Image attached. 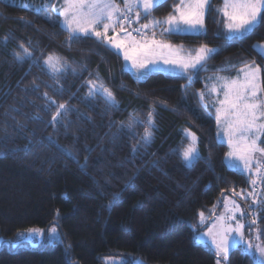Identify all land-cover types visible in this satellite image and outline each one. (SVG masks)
<instances>
[{
  "label": "trees",
  "instance_id": "1",
  "mask_svg": "<svg viewBox=\"0 0 264 264\" xmlns=\"http://www.w3.org/2000/svg\"><path fill=\"white\" fill-rule=\"evenodd\" d=\"M57 1L28 0L44 7L23 8L0 0V239L7 242L0 264H100L109 256L139 257L146 264H215L212 248L196 244L192 225L222 192L233 197V189L246 192L250 185L247 173L226 166L228 149L217 138L212 97L208 109L200 99L202 78L233 74L255 61L264 81V59L253 50L264 44V21L247 38L225 43L216 12L222 0H212L206 33L167 39L193 53L201 45L216 46L204 69L191 82L161 71L138 80L101 40L80 35L69 41L59 20L47 19ZM174 2L166 0L155 17L166 16ZM21 44L30 52H52L60 58L59 70L49 73L33 54L18 60ZM94 75L112 91L115 107L85 92ZM60 104L68 111L54 127ZM149 110L151 142L134 154ZM130 116L136 123L129 131ZM185 129L196 135L200 154L190 166L180 156L189 143ZM51 226L62 243L46 239L35 249L17 243L27 230ZM225 264L250 259L235 249Z\"/></svg>",
  "mask_w": 264,
  "mask_h": 264
},
{
  "label": "snow or ice",
  "instance_id": "2",
  "mask_svg": "<svg viewBox=\"0 0 264 264\" xmlns=\"http://www.w3.org/2000/svg\"><path fill=\"white\" fill-rule=\"evenodd\" d=\"M164 2L166 0H122L121 4L120 0H62L59 7L52 4V8L53 14L63 17L60 23L68 32L69 41L79 39L81 34L86 37L94 35L106 45L123 53L125 61H130L136 69L138 80L147 76L149 66L151 70H160L159 65L162 63L173 66L174 72L178 70L191 82L204 69L217 49L201 45L193 53L190 49L185 50L182 45L175 46L167 42V39L173 35L206 33V17L212 10V0H176L172 11L166 16L155 17V11ZM21 6L44 7L30 5L28 2ZM216 12L223 18L225 43L241 41L264 21V0H222V5ZM141 20H146L147 23L135 27L134 24ZM156 29H160L159 39ZM109 32L112 33L111 36ZM20 48L23 53L16 54L18 60L31 57L32 53L27 47L21 44ZM253 50L264 59V44L253 45ZM44 63L49 68L59 70L56 65L60 64V58L48 56ZM261 72L262 68L255 61L251 64L245 63L236 77L217 76L210 89V93L217 94V100L213 102L214 107L219 105L215 107V119L218 129L223 128V137L229 149L225 154L226 166L241 174L247 173L250 185L246 194L244 190L239 193L232 190L233 197L239 196L247 207L221 193L218 204L222 203L224 210L216 216L212 228L204 233L205 236H211L217 264H224L230 251L235 249L249 257L250 264H264V227L258 223L264 221V81L261 80ZM88 87L89 96L102 95L108 106H116L112 91L103 83L90 80ZM221 94L222 99L219 98ZM200 99L203 107L208 109L204 92L200 93ZM53 104L55 101L49 102V106ZM67 111L65 104L56 108V115L52 117L54 127L55 122ZM135 123L136 118L130 116L127 129L130 131ZM141 123L145 125L144 132L140 140L132 146L131 151L134 154L140 147L151 142L155 127L152 110H149L147 119ZM185 133L189 143L181 148L180 156L185 165L190 166L200 159V154L196 135L187 129ZM217 206L213 205V209ZM199 215L203 220L204 213L200 212ZM249 215L252 216L250 221ZM213 229H216L215 233ZM246 229L249 234L255 231V237L246 239ZM41 231L28 230L29 234H40ZM49 232L56 236L57 228L54 226Z\"/></svg>",
  "mask_w": 264,
  "mask_h": 264
},
{
  "label": "rangeland",
  "instance_id": "3",
  "mask_svg": "<svg viewBox=\"0 0 264 264\" xmlns=\"http://www.w3.org/2000/svg\"><path fill=\"white\" fill-rule=\"evenodd\" d=\"M6 1V0H5ZM9 2L11 3H16V4H20L22 5L23 3L25 2H28V0H8ZM121 4H122V0H120ZM62 3V0H58L55 4L57 5V7L60 6V4ZM32 5V4H30ZM222 5V4H221ZM220 5V6H221ZM52 13V14H51ZM49 15H47V19L50 20L52 23L56 22L54 20H59V22H62L63 21V17H59L58 15L56 14H53V8H52V12H51ZM133 16L135 17V14L133 13ZM142 23H147V22H142ZM61 25V23H60ZM101 29H102V26H101ZM225 33H226V29L223 27ZM117 31L119 32V29H117ZM157 33L160 31V29H156ZM83 35V34H81ZM112 33L109 32V36H111ZM122 35V33H121ZM93 37H95L93 35ZM97 39V37H95ZM158 38V36H157ZM159 39V38H158ZM105 43V42H104ZM106 44V43H105ZM109 47H111L110 45H107ZM175 46H181V45H175ZM208 47L210 48H215L217 49V47L215 46H210V45H207ZM200 47V46H199ZM199 47L195 48V49H198ZM34 49L31 51L33 56H32V59L35 58L34 56L38 57L37 58V61L40 63V64H43L44 61L47 59L48 56L52 55L51 53H48V52H38L39 50L35 47H33ZM114 49V48H113ZM185 49V48H184ZM117 53H119L123 60H124V68L127 69L128 71H130L135 77H136V69H134L131 65V62L130 61H125L124 59V56H123V53L122 52H119V50L117 49H114ZM30 51V50H29ZM185 54H187V51L185 52ZM257 65V64H256ZM258 66V65H257ZM244 67V66H243ZM159 68L160 70H151V66H149V70L148 72H152V71H161V72H165L167 74H173V75H182L181 73L177 71H173V66L171 65H163L162 63L159 65ZM242 67L238 68L237 70H240ZM47 71L49 73H53L54 69L52 68H49L47 69ZM217 76H221L220 73H212V74H208L207 76L203 77L202 80H203V84H204V90L202 92H204L205 94V97H206V102L208 103V99H207V96L210 95H214V93H210V89L212 87V83L213 81L215 80V78ZM143 78V77H142ZM209 78H212L211 80ZM141 79V78H140ZM261 79H262V72H261ZM90 80H95L97 81L96 79V75L92 76L86 83L85 85V92L89 93V87H88V82ZM207 85V87H206ZM201 93V92H200ZM91 97H94V96H91ZM209 105V104H208ZM212 105V103H211ZM221 138V137H220ZM229 151V150H228ZM227 151V152H228ZM225 162H226V157H225ZM247 192V191H246ZM245 192V194H246ZM230 197V196H228ZM239 197V196H238ZM230 198H234V197H230ZM240 198V197H239ZM236 199V198H234ZM237 200V199H236ZM237 202H239L242 206L244 207H247L245 205L247 204H243L241 203L240 201L237 200ZM251 202H248V204H250ZM218 205L215 209H213V207H210L209 208V212H203L204 213V219L201 220V217L200 215L198 216V219H197V223L192 225L193 229L195 230V242L196 244H202V245H208L212 248V250L215 252V249L214 247L212 246L211 244V236H205L204 233H207L209 231L210 228H212L213 224L216 222L215 218L216 216H219L222 212H223V205L222 203L220 204H216ZM239 215V214H237ZM249 221L252 219V216L249 215L248 217ZM205 226V227H204ZM54 226H51L50 228H52ZM56 227V226H55ZM204 227V228H202ZM50 228H47V229H43L41 227H37V228H32V229H41V233L40 234H29L28 230L26 232H24L23 234H20L19 236L21 237V240L20 241H17V243L19 242H22L24 247H27V248H31V249H35L37 248L39 245L43 244L45 242L46 239H48L49 242H63L62 240V236L57 228V235L56 236H53L50 232H49V229ZM202 228V229H200ZM253 228H255V226H253ZM216 229H213V233H215ZM256 235L255 231H252L250 234L249 232L247 231V229L245 230V236H246V239L247 238H254ZM253 242L255 243L256 241L253 240ZM7 242H2V240L0 239V248L2 247V245L6 244ZM13 246H16V243L13 244ZM231 252V251H230ZM254 252V250H253ZM130 262L131 259H128L126 257H123V256H109V257H103L101 259V262L100 264H126V262ZM132 264H146L141 258L139 257H136L135 259H133V261H131ZM215 264H217V259H216V262ZM224 264H225V261H224Z\"/></svg>",
  "mask_w": 264,
  "mask_h": 264
},
{
  "label": "crops",
  "instance_id": "4",
  "mask_svg": "<svg viewBox=\"0 0 264 264\" xmlns=\"http://www.w3.org/2000/svg\"><path fill=\"white\" fill-rule=\"evenodd\" d=\"M59 23H60V22H59ZM255 45H259V44H255ZM112 49H113V48H112ZM239 71H240V70H236V71H234L233 74H220V75H221V76H225V77H236L237 74L239 73ZM261 80H262V79H261ZM211 97H212V98H211L212 107H213L214 110H215V107H218V106H219L218 104H216L215 107L213 106V102L217 100V94L214 93V95H213V96L211 95ZM219 98H220V99L223 98L222 94L219 96ZM211 103H210V104H211ZM215 116H216V112H215ZM215 120H216V119H215ZM216 126H217V123H216ZM218 131H219V133H220V137H221V138H219L218 140L221 141L222 143L226 144L227 149H228L227 141H226V139H224V137H223V128L221 127V128L218 129V126H217V138H218ZM228 150H229V149H228Z\"/></svg>",
  "mask_w": 264,
  "mask_h": 264
},
{
  "label": "built area",
  "instance_id": "5",
  "mask_svg": "<svg viewBox=\"0 0 264 264\" xmlns=\"http://www.w3.org/2000/svg\"><path fill=\"white\" fill-rule=\"evenodd\" d=\"M133 20L135 21V19L133 18ZM135 27H139L140 25L138 23L134 24Z\"/></svg>",
  "mask_w": 264,
  "mask_h": 264
}]
</instances>
